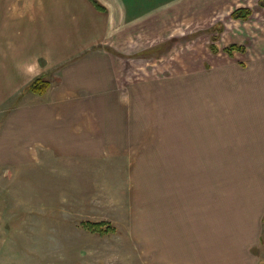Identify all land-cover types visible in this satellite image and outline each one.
<instances>
[{
	"label": "rangeland",
	"instance_id": "rangeland-1",
	"mask_svg": "<svg viewBox=\"0 0 264 264\" xmlns=\"http://www.w3.org/2000/svg\"><path fill=\"white\" fill-rule=\"evenodd\" d=\"M189 1L107 43L126 66L151 63L157 73V113L151 114L157 134L150 140L158 145L129 146L127 154L120 146L88 161L0 166V264H155L157 253L156 264H184L186 251H175L177 245L208 252L204 233L217 232L210 237L216 243L228 240L222 233H229L236 210L240 221L252 216L247 193L255 182L264 185V157L246 156L245 145L229 146L244 142L230 137L229 113L248 98L214 79L213 60L225 58L223 49L233 43L250 55L264 49V0ZM236 9L248 15L235 18ZM170 72L174 81L165 82ZM187 186L204 192L181 195ZM212 217L222 221L214 231ZM82 220H106L116 231L90 232ZM257 247L264 264V234Z\"/></svg>",
	"mask_w": 264,
	"mask_h": 264
},
{
	"label": "crops",
	"instance_id": "crops-1",
	"mask_svg": "<svg viewBox=\"0 0 264 264\" xmlns=\"http://www.w3.org/2000/svg\"><path fill=\"white\" fill-rule=\"evenodd\" d=\"M96 1L101 8L91 0H0V166L27 169L61 160L88 161L120 146L127 154L129 146L158 145L150 138L157 134L152 115L157 113L159 77L151 72V63H145L148 69L142 64L126 66L127 61L115 57L107 43L111 35L119 38L190 1ZM224 53L225 58L213 60L218 61L213 64L214 79L229 82L231 89L235 87L240 96L245 93L244 99L248 98L246 105L229 113L230 137L244 142L234 140L229 146L245 145L250 147L244 150L246 156L264 157V49L255 55L248 48L233 55ZM207 70L203 76L210 78ZM169 75L165 82L174 81L173 72ZM38 76L49 81L42 94L28 90ZM241 152L237 154L242 157ZM186 191L204 192L187 186L180 194ZM247 194L252 216L240 221L236 210L234 223L231 219L225 223H232L233 228L222 233L228 240L216 243L210 237L217 232L204 233L211 248L208 252L177 245L175 251H186L180 263H260L257 246L264 234V185L255 182ZM221 222L212 217L209 224L214 231ZM200 225L192 224L191 229ZM154 255L156 264L159 253Z\"/></svg>",
	"mask_w": 264,
	"mask_h": 264
},
{
	"label": "trees",
	"instance_id": "trees-1",
	"mask_svg": "<svg viewBox=\"0 0 264 264\" xmlns=\"http://www.w3.org/2000/svg\"><path fill=\"white\" fill-rule=\"evenodd\" d=\"M91 1L98 8H101L100 4L96 0H91ZM232 15L235 18H244L245 16L248 15V11L247 10L243 11L242 9H236L233 11ZM212 40L214 41L215 38L213 37ZM209 48L211 49L212 52H217V47L215 46L214 43H211L209 45ZM223 51L226 52L228 55H233L235 51L244 52L245 47L233 43L225 47ZM48 86H49V81L43 78L42 76H38L29 83L28 90L33 93L42 94L45 92ZM80 225L86 230H89L90 232H98L101 235L108 232L116 231L115 226L106 220H100V221L82 220L80 221Z\"/></svg>",
	"mask_w": 264,
	"mask_h": 264
}]
</instances>
